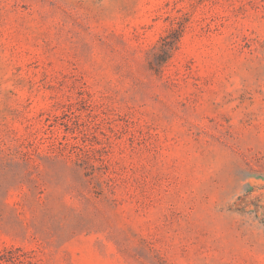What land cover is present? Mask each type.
<instances>
[{
  "label": "rangeland",
  "instance_id": "374dc122",
  "mask_svg": "<svg viewBox=\"0 0 264 264\" xmlns=\"http://www.w3.org/2000/svg\"><path fill=\"white\" fill-rule=\"evenodd\" d=\"M0 264H264V0H0Z\"/></svg>",
  "mask_w": 264,
  "mask_h": 264
}]
</instances>
